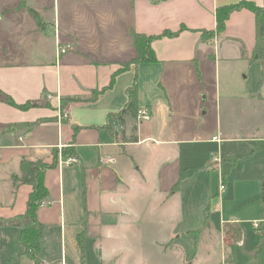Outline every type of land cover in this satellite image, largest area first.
I'll return each instance as SVG.
<instances>
[{"label": "crops", "instance_id": "crops-1", "mask_svg": "<svg viewBox=\"0 0 264 264\" xmlns=\"http://www.w3.org/2000/svg\"><path fill=\"white\" fill-rule=\"evenodd\" d=\"M42 1L8 0L0 6V91L17 104H38L25 110L14 108L0 95V218L17 217L26 210L33 188L13 181L21 174V161L51 162L56 153L55 165L44 172L46 204L36 211L43 225V261L44 250L59 241L62 256L87 264L85 249L90 241L98 248L100 264L109 263L111 255L102 258V245L91 226L102 224L98 218L111 215L115 206L124 208L122 213L139 226L144 217L149 218L145 222L153 233L162 225L158 231L164 235L152 242L169 252L177 250L176 241L196 227L177 229L173 209L166 210V218V212L154 211L153 217L135 213L128 207L127 192L144 191L169 202L183 192L185 183L196 181L200 173L214 172L225 180L226 190L229 180H238L234 174L242 162L255 155L263 160L264 60L250 62L256 36L254 13L245 8L231 12L224 31L217 33L216 8L240 0H63L61 12L55 0L52 7ZM247 1L263 4V0ZM29 8L38 13L41 27ZM133 31L147 36L164 31L178 34L153 39L150 46L156 61L132 64L114 75L110 84L121 63L134 57ZM210 31L213 34L206 39L205 32ZM59 44L72 49L60 53ZM226 61L244 65L245 77L250 75L251 80L248 91L234 97L239 118L227 109L228 125L224 126L216 105L211 129L209 123L203 125L207 111L201 112L188 87L202 78L200 66L217 67ZM135 75L138 107L147 108L150 119L134 124L135 119L125 115L122 127L109 125L108 116L124 108L126 89ZM134 148L147 154L142 164L131 151ZM213 155L221 159L220 168L208 164ZM65 156H75L78 162L65 165L61 163ZM125 156L132 158L130 162ZM258 179L260 194L264 176ZM221 195L217 211L223 260L232 253V262L225 263L234 264L238 248L249 263L247 251L257 239L245 249L247 231L242 224L250 219L227 214ZM258 215L251 222L253 231L262 219L261 209ZM227 224L242 226L234 246L225 233ZM82 232L85 235L79 241ZM19 234L20 228L0 227V248L10 245L17 252Z\"/></svg>", "mask_w": 264, "mask_h": 264}, {"label": "rangeland", "instance_id": "rangeland-1", "mask_svg": "<svg viewBox=\"0 0 264 264\" xmlns=\"http://www.w3.org/2000/svg\"><path fill=\"white\" fill-rule=\"evenodd\" d=\"M8 0H0L1 3H5ZM63 0H55L59 5L61 12ZM9 3V2H7ZM42 4L47 6H53V0H43ZM13 4V3H12ZM5 4V5H12ZM58 8V7H57ZM52 12V11H51ZM62 17V16H61ZM53 23L48 27L49 31H52ZM52 34V33H51ZM53 35V34H52ZM242 64H231L229 62H222L217 67L214 64L207 65L200 71L202 78L197 83H192L188 87V91L194 95L195 104L201 107V112L207 111L203 117V125L211 126L214 124L212 113L215 110V106L218 105L221 112L222 124L228 125V119L226 118L227 109L234 111L236 118H239L240 108H238L237 102L234 97L240 96L242 93L248 91V85L251 80V76L246 78V71L243 70ZM180 91H176V95H180ZM215 92L216 96L215 97ZM207 94V97L205 95ZM228 110V111H229ZM203 114V113H202ZM134 122V121H133ZM138 122L136 117L135 123ZM139 123V122H138ZM209 129V128H208ZM133 151L135 157L139 159V164H142L147 154L139 149L138 152ZM130 162V156L127 157ZM125 158V159H126ZM219 158V157H218ZM211 156L209 165L214 168H220L221 159L212 160ZM128 162V164H129ZM130 165V164H129ZM261 175L264 176V158L261 160L255 155L251 156L242 162L238 167L237 174L234 176L238 179L235 181L229 180L227 182V188L223 191H219L220 182L223 184L225 180L221 176L217 178V174L211 173L205 175L200 173L196 181H188L185 183V187L182 193L174 194V198L169 202L162 203L157 195H149L144 191L137 195L134 191L127 192V204L128 207L135 213L145 212L148 217H153L157 212L175 211V227L177 229L185 227V225L196 227L191 232H186L185 236L181 237V241H176L179 245L178 249H172L171 252L165 249L159 248L158 245L152 242V238L164 235L162 231V225H158V230L153 233L149 223L146 220L149 218L144 217V224L137 223V220L132 217L125 216L124 208L115 206L109 216H101L99 225L91 226L92 235L98 237L102 245V258H106L111 255L109 263L112 264L115 260V264H186L191 262L192 264H228L225 262H232V253L226 257L224 262V250L222 240H220L221 225H220V213L218 208V197L221 195L223 198V208L227 214L231 212L240 214L241 216L247 215L250 219L243 223L246 228L245 246L244 248L250 249L256 242V236L252 230V219L255 216H259L260 209V194H259V181ZM238 177H242L238 178ZM219 192L220 195L214 197V193ZM210 192V194L208 193ZM223 192V193H222ZM212 195L209 197L208 195ZM139 200V201H137ZM161 202L162 205L159 203ZM216 206V207H215ZM214 208L216 210L214 211ZM154 211L156 212L155 214ZM210 211V212H209ZM207 215V216H206ZM206 216V218H205ZM162 217V215H161ZM168 217L167 212L165 217ZM208 217V218H207ZM205 218V219H204ZM127 219V220H126ZM151 219V218H150ZM124 220V221H123ZM95 221V220H94ZM201 225V227L199 226ZM257 225H259L257 223ZM256 225V226H257ZM139 227V228H138ZM143 228L144 233L137 234ZM95 239H93L95 241ZM93 241V242H94ZM232 241V240H231ZM236 244L231 242L230 245ZM53 245L49 250H44L45 260L43 264H76L72 256L68 254L64 257L60 251L59 241L51 243ZM14 248L10 245H5L4 248H0V264H10L15 258ZM181 254L182 259L179 256ZM234 255L236 257L234 264H247L249 257L244 255L238 248L234 249ZM85 259L87 264H100L98 248H93L92 242L87 243L85 249ZM112 259V260H111ZM25 264H31L28 260H22ZM259 264H264V247L259 255Z\"/></svg>", "mask_w": 264, "mask_h": 264}, {"label": "trees", "instance_id": "trees-1", "mask_svg": "<svg viewBox=\"0 0 264 264\" xmlns=\"http://www.w3.org/2000/svg\"><path fill=\"white\" fill-rule=\"evenodd\" d=\"M245 8L250 12L254 13L255 16V28H256V36H255V46L250 56V62H254L256 60H264V0L261 6L257 5L255 2L240 0L235 4H228L224 6H220L216 8V32L222 33L224 31L225 20L229 17L231 12L238 11L239 9ZM29 11L33 15L34 19H36L37 24L41 27L42 20L39 18L38 13L29 8ZM206 39L209 38L213 32H205ZM177 32L172 31H164V33L153 36V35H145L142 33H138L136 31L132 32V39L134 46V57L130 60L123 61L121 63V67L111 76V83L114 82V75L120 73V71L127 69L132 64H139L141 62H155L156 56L152 46L150 43L155 38H160L164 36H175ZM127 92V101L124 104V108L117 114H110L108 116V123L117 124V126L122 127L124 125V116L130 115L134 119H136L138 107V92H137V76L135 75V81L133 84L126 89ZM0 95H2L3 100L14 108L17 107L19 109H29L30 107L38 106L36 102H26L24 104H17L12 100L9 95L4 94L0 91ZM135 139V138H134ZM57 154L54 153V158L51 162H44L42 160L35 161H26L22 160L20 163V176H14L13 181L28 184L32 186V191L27 199L26 210L23 214L18 215L13 218H0V227L4 226H13L20 228V234L18 238V250L16 252L15 258L10 264H25L22 261V258L25 257L31 264H43V252L42 246L40 244V239L43 233V225L37 220L36 211L42 206L43 202H46V198L48 197L47 188L44 185V172L47 168L55 165ZM260 198H261V215L262 219L254 228L256 233L257 242L253 246V248L247 251L248 255H250V261L248 264H259V255L264 247V179L261 181L260 187ZM242 226L236 224H227L225 228V233L230 235L232 242L236 243L239 241L242 234ZM85 233L80 234L79 241H82Z\"/></svg>", "mask_w": 264, "mask_h": 264}, {"label": "built area", "instance_id": "built-area-1", "mask_svg": "<svg viewBox=\"0 0 264 264\" xmlns=\"http://www.w3.org/2000/svg\"><path fill=\"white\" fill-rule=\"evenodd\" d=\"M58 48V52L60 53H66L67 51H69L71 48V46L69 44H64V45H57ZM138 121L141 120H149L150 119V112L147 108H139L137 111V116ZM216 139V138H214ZM219 139L217 138V141ZM218 156L213 155V159L212 160H218ZM78 162V158H76L75 156H65L62 158L61 163L65 164V165H71V164H76ZM224 189V184L222 182H220L219 185V191H223ZM46 202H43L42 205H45Z\"/></svg>", "mask_w": 264, "mask_h": 264}]
</instances>
